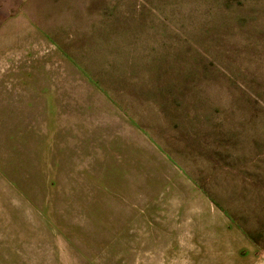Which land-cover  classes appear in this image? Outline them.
I'll return each mask as SVG.
<instances>
[{
	"label": "rangeland",
	"instance_id": "374dc122",
	"mask_svg": "<svg viewBox=\"0 0 264 264\" xmlns=\"http://www.w3.org/2000/svg\"><path fill=\"white\" fill-rule=\"evenodd\" d=\"M0 264H264V0H0Z\"/></svg>",
	"mask_w": 264,
	"mask_h": 264
}]
</instances>
